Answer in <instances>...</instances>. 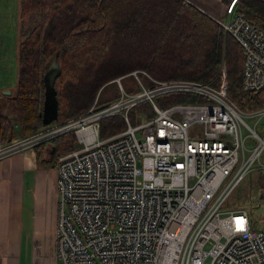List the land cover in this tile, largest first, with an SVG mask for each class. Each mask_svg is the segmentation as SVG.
<instances>
[{"label": "built area", "instance_id": "1", "mask_svg": "<svg viewBox=\"0 0 264 264\" xmlns=\"http://www.w3.org/2000/svg\"><path fill=\"white\" fill-rule=\"evenodd\" d=\"M213 17L241 46L244 89L264 91V28L236 0ZM124 76L139 89L127 91ZM119 82L118 99L77 119L9 141L0 134L1 160L75 132L77 148L56 163L58 264H264V229L248 208L228 203L251 171H264V104L238 105L225 63L209 82L161 80L144 69ZM177 90L192 100L158 103ZM143 102L152 113L134 121L131 110ZM117 112L125 128L103 136L100 118Z\"/></svg>", "mask_w": 264, "mask_h": 264}, {"label": "trees", "instance_id": "2", "mask_svg": "<svg viewBox=\"0 0 264 264\" xmlns=\"http://www.w3.org/2000/svg\"><path fill=\"white\" fill-rule=\"evenodd\" d=\"M236 10L264 28V0H236ZM18 59L16 89L0 98L4 141L15 136L16 127L29 134L48 126L42 115L44 76L54 59L62 69L55 84L59 121L83 114L97 96L98 105L118 97L116 84L107 82L136 68L159 79L209 82L219 77L225 62L228 92L238 105L249 110L264 104L263 90L242 86L240 44L212 15L188 0H21ZM179 95L170 98L192 100ZM145 107L147 103L138 105L135 114ZM119 121L104 119L103 134L120 131ZM49 142L53 163L78 146L73 132H68L35 148ZM261 176L264 181V171Z\"/></svg>", "mask_w": 264, "mask_h": 264}, {"label": "crops", "instance_id": "3", "mask_svg": "<svg viewBox=\"0 0 264 264\" xmlns=\"http://www.w3.org/2000/svg\"><path fill=\"white\" fill-rule=\"evenodd\" d=\"M188 1L218 16L224 13L228 0ZM4 49L0 43L1 61L7 57L2 53ZM1 89L0 93L7 94L16 88L5 84ZM16 129L14 137L21 136L20 128ZM49 143L0 160V264H58L60 195L57 162L53 163L54 148ZM50 146L52 151L47 156Z\"/></svg>", "mask_w": 264, "mask_h": 264}, {"label": "rangeland", "instance_id": "4", "mask_svg": "<svg viewBox=\"0 0 264 264\" xmlns=\"http://www.w3.org/2000/svg\"><path fill=\"white\" fill-rule=\"evenodd\" d=\"M20 10H21V0H0V43L5 45V49L2 51V53L7 56L5 61L0 60V90H2L1 87L4 86L5 84H8L14 87V89L16 88V85H17L18 68H19L18 44H19V32H20V27H19L20 19H18V17H19ZM3 66H6L5 70H2ZM136 69H144V68H136ZM121 76L123 75H120V77ZM118 77L113 78L112 80L107 82V83L111 82V83L116 84L117 89H118L117 91L118 97L110 100L108 103L104 105H108L109 103L113 102L115 99L119 98L121 94V87H120V82L116 80ZM121 81H122L123 87L127 91L137 90L139 88L138 82L135 80L134 77L126 76V78H122ZM127 81H130L129 82L130 84H128ZM107 83H105L104 85H106ZM104 85L101 87V89L104 87ZM135 86L136 88H134ZM3 94L4 93H0V98L4 96ZM183 95L185 94H180L179 95L180 98H182ZM170 96L171 95L164 97V99H162L161 102L181 100V99L172 100ZM98 98L99 97L97 96L92 106H96L100 108L101 106H104V105H101V104L98 105ZM139 112L141 113V110ZM143 112H147V114H150L151 113L150 106L148 105V107H145V110ZM137 113L135 114V109H133L131 112V119L133 115L134 121L138 118ZM113 117H115L116 119L118 118L120 120L118 122V125L120 128L123 129L125 127V123L120 118V116L113 115L111 117H108L107 119L113 118ZM72 119H68L65 121H69ZM65 121L58 120L57 122L62 123ZM134 121L132 120V122ZM249 122L253 124L251 121ZM257 128L260 131V127H257ZM68 132L71 133L73 131H68ZM32 133H29V134H32ZM73 134L75 136L74 132ZM20 135L25 136L27 134H24V133L21 134L20 132ZM102 135L107 136V135H104L103 132H102ZM50 151H52L51 146H50V149L47 150V156L49 155ZM53 156H54V153H53ZM262 160L264 161V154L262 155ZM261 174H262V171L257 170V169L251 171L247 175V177L240 183V185L234 190V192L232 193L229 199V202L232 206L246 207L250 210V215L257 229H264V181L261 180V177H262Z\"/></svg>", "mask_w": 264, "mask_h": 264}, {"label": "water", "instance_id": "5", "mask_svg": "<svg viewBox=\"0 0 264 264\" xmlns=\"http://www.w3.org/2000/svg\"><path fill=\"white\" fill-rule=\"evenodd\" d=\"M62 72L61 66L57 59H54L49 65L45 76V98L43 104V122L49 125L59 119V98L56 88V80Z\"/></svg>", "mask_w": 264, "mask_h": 264}, {"label": "bare ground", "instance_id": "6", "mask_svg": "<svg viewBox=\"0 0 264 264\" xmlns=\"http://www.w3.org/2000/svg\"><path fill=\"white\" fill-rule=\"evenodd\" d=\"M225 62H223V64H224ZM223 64H222V66H223ZM226 64V63H225ZM222 66H221V69H222ZM227 67V66H226ZM220 74H221V70H220ZM220 74H219V77H216V80H218V78H220ZM153 76V75H152ZM118 77V76H117ZM119 77H120V75H119ZM119 77L116 79L117 81H119ZM154 77V76H153ZM228 77V76H227ZM116 78V77H115ZM122 78H126V76H124V77H122ZM122 78L120 79V81L122 80ZM157 79V78H156ZM176 79V78H175ZM186 79V78H185ZM161 80H170V79H161ZM121 84H122V81H121ZM138 85H139V83H138ZM139 89V88H138ZM131 91H135V90H131ZM171 94H184L182 91H179V90H177V91H171V92H168V93H165V94H160L159 95V97L157 98V101H158V103H160L159 102V98L160 97H166L165 95H167V96H169V95H171ZM118 99V98H117ZM116 100V99H115ZM114 100V101H115ZM185 100H178V101H170V102H165L164 104H162V103H160L161 105H163L164 107H170V106H172L173 104H176V103H179V102H184ZM143 103H147L149 106H150V112L152 113V106H151V104H150V102H143ZM140 104H142V103H140ZM140 104H138V105H140ZM138 105H136L133 109H135ZM104 106H106V105H104ZM240 106V105H239ZM92 107V106H91ZM90 107V108H91ZM101 107H103V106H101ZM241 107V106H240ZM89 108V109H90ZM89 109H87L83 114H85L86 112H88V110ZM132 109V110H133ZM132 110H131V112H132ZM143 111L144 110H141V113L138 111V113H137V117H139V116H141L142 115V113H143ZM82 114V115H83ZM82 115H80V116H82ZM113 115H117V116H122L121 114H120V112H117V113H113V114H110V115H106V116H103V117H101L100 118V129H101V125H102V121L104 120V119H106V118H108V117H111V116H113ZM79 116V117H80ZM79 117H77V118H79ZM130 117H131V113H130ZM77 118H74V119H77ZM125 128V127H124ZM123 128V129H124ZM122 130V129H121ZM68 131H73V130H68ZM68 131H65V132H63V133H66V132H68ZM74 132V131H73ZM62 133V134H63ZM75 133V132H74ZM75 137H76V135H75Z\"/></svg>", "mask_w": 264, "mask_h": 264}]
</instances>
